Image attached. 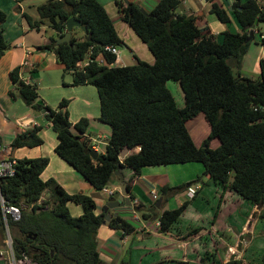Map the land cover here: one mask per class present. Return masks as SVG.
Instances as JSON below:
<instances>
[{
  "label": "trees",
  "instance_id": "obj_1",
  "mask_svg": "<svg viewBox=\"0 0 264 264\" xmlns=\"http://www.w3.org/2000/svg\"><path fill=\"white\" fill-rule=\"evenodd\" d=\"M207 1L221 22L234 18L241 30H226L222 39L202 31L196 15L178 12L183 0H159L150 12H143L134 1L115 0L124 20L155 56L154 63L137 58L131 65H117V55L106 49L121 47L125 42L99 0H47L38 6L37 18L25 13L31 28L40 30L48 24L53 29L46 47L53 49L64 70L72 73V84H91L98 89L99 119L112 127V133L105 152L96 159L89 153L94 149L93 142L86 136L90 119L72 123L68 99L56 108L39 101L38 85L21 77L22 66L11 71L15 85L12 94L45 112L59 139L56 153L96 189L106 188L111 177L124 168L139 174L144 166L201 162L205 176L257 205L260 218H264V59L258 78L241 75L229 63L230 58L240 60L248 51L255 38L248 41L251 30L264 22V0H234L231 10L215 0ZM73 16L87 26L90 39L83 32L80 37L74 33L71 42L57 44L56 39L65 33L66 23ZM6 21L7 13L0 8V59L10 48L4 35ZM78 29L74 27L73 31ZM259 39L264 46V33H259ZM89 54L93 61L80 68L78 63ZM101 58L105 63L99 61ZM169 80L180 83L183 107L169 89ZM201 113L210 126L205 146L195 143L187 126L188 120ZM41 130L36 124L18 133L11 147L42 145ZM214 138L220 141L216 148L210 145ZM137 147L138 152L122 156L126 148ZM10 158L17 164L14 175L0 177V232L6 230L2 195L22 211L19 221H9L15 259L36 264H106L98 248V230L106 213H97L95 198L83 192L69 193L53 177L44 180L41 175L49 165L48 157ZM200 180L201 176L191 183ZM130 185L129 181L132 193ZM185 187L165 185L161 195L167 200ZM157 201L136 204L141 219L158 220L159 230L170 232L189 201L162 213L158 212ZM69 203L80 205L82 214L74 216ZM108 225L123 235L137 228V223L120 215L112 217ZM225 264H264V256L258 263L235 259Z\"/></svg>",
  "mask_w": 264,
  "mask_h": 264
},
{
  "label": "crops",
  "instance_id": "obj_2",
  "mask_svg": "<svg viewBox=\"0 0 264 264\" xmlns=\"http://www.w3.org/2000/svg\"><path fill=\"white\" fill-rule=\"evenodd\" d=\"M99 1L113 18L118 34L131 52L127 58L118 47L116 64H135L137 58L154 63V54L139 36L141 40L136 37L137 33L124 20L115 0ZM128 1H134L150 12L159 0ZM215 1L231 10L234 0ZM22 3L17 0H0V8L7 13L4 35L10 44V48L0 59V135L3 141L0 146V159L11 156L17 159L48 157L49 165L41 175L44 180L53 177L69 193L83 192L93 196L97 202V213L104 212L106 215L110 213L113 217V213L118 212L120 216L137 223L136 230L126 235L108 225L111 219L99 228L98 248L106 264H225L235 259L260 262L264 256V218H260L259 207L229 187L205 176L203 174L205 166L201 162L144 166L139 174H135L132 168L122 170L125 179L131 183L133 194L130 193V197L134 195L131 200L151 205L162 198L158 207L159 213L177 208L185 201H189L179 222L170 232H161L158 220L143 221L139 211L132 207L123 206L105 211L111 191L115 193L121 188L120 176L116 173L106 188L96 189L85 176L56 153L55 148L59 142L57 134L48 119V131H44V124L40 120L41 117H46L45 112L34 109L22 97L12 94L15 85L11 79V71L15 67L22 66L21 77L35 83V78L40 75L38 71L52 74L50 84L38 86L39 101L56 108L63 99H70L68 104L70 121L75 123L82 118L90 119L86 136L92 140L95 150L99 153L105 152L112 127L99 119L101 102L98 89L91 84L73 85V77L69 80L64 79L61 85L60 75L55 70H64L65 66L59 62L54 50L48 51L46 47L51 42L54 31L51 28L52 32L48 37L47 25H43L40 30L31 28L25 13L33 18H37L38 15L29 13ZM178 12L196 15L200 29L218 35L219 39H222L226 30L231 32L241 30L234 18L228 23L221 22L216 14L211 12V4L207 0H183ZM252 30L255 38L246 54L240 60L237 57L230 58L229 63L241 75L258 78L262 72L261 60L264 59V46L259 41V33H264V22ZM82 32L78 29L73 31V34L80 37ZM26 60L30 64L23 66ZM35 72L37 74L34 75ZM202 116L204 117L203 114H199L188 120L187 126L194 119H202ZM36 124L42 127L41 135L44 139L42 145L11 147L18 133ZM139 150L140 147L129 149L128 153ZM200 176V181L191 183ZM165 185L186 187L164 200L161 188ZM193 185H199L200 188L197 194L190 198L187 189ZM154 191L158 193L157 199L154 198ZM68 206L74 216H79L83 212L82 207L76 203H69ZM194 229L198 230L191 233ZM221 249L224 250L223 256L219 253ZM213 253H217L218 260L208 258ZM21 263L36 264L24 260H21Z\"/></svg>",
  "mask_w": 264,
  "mask_h": 264
},
{
  "label": "rangeland",
  "instance_id": "obj_3",
  "mask_svg": "<svg viewBox=\"0 0 264 264\" xmlns=\"http://www.w3.org/2000/svg\"><path fill=\"white\" fill-rule=\"evenodd\" d=\"M47 0H24L22 1L23 5L27 8V11L29 13L38 15V6L45 3ZM262 23V22H261ZM47 25V29H48V37L50 36L52 29L48 24ZM80 31V30H79ZM80 33V32H79ZM136 37L138 38V35L135 34ZM140 39V38H138ZM141 40V39H140ZM120 50L122 51V53H125L126 57L128 58V55L131 54L129 48L125 45L119 47ZM56 73H58L60 75V82L62 85V82L64 79L69 80L72 79V73L66 70H55ZM37 74L36 72L34 73V75ZM38 74H40L39 76H37L36 79V83L38 84V86L40 87L42 86H46L48 84H50L51 80L53 79L52 74H48L46 71H43L42 73L38 71ZM167 85L169 87V89L172 91V93L174 94L177 103L179 106L183 107L185 105V99H184V94L181 88V85L178 81L176 80H169L167 82ZM70 100V99H68ZM202 115V114H200ZM203 117V116H202ZM40 120L43 122L44 127L43 130L44 131H48V127H47V117H41ZM188 127L190 128V132L193 136V138H195V143L198 146H205V140L208 138L209 134H210V126L207 122V120L203 117L198 118V119H194L191 122L188 123ZM210 145L212 148H216L219 145V139L214 138L210 141ZM202 164V163H201ZM11 233L12 230H11ZM9 237V233L7 232V228L5 230V233L0 232V248L1 249H8V240ZM219 253L221 256H223L224 254V250L221 249L219 250ZM217 253H213L210 255V257L208 256L209 259L214 260L216 258V260H218L219 258H217L216 256ZM12 256V255H10ZM6 257V255H5ZM207 258V259H208ZM6 262L12 263L13 259L11 258V260L9 258H2L0 257V264H6Z\"/></svg>",
  "mask_w": 264,
  "mask_h": 264
},
{
  "label": "built area",
  "instance_id": "obj_4",
  "mask_svg": "<svg viewBox=\"0 0 264 264\" xmlns=\"http://www.w3.org/2000/svg\"><path fill=\"white\" fill-rule=\"evenodd\" d=\"M106 49L112 53H115L117 56L119 55V51H118V47L116 46H106ZM91 61H93V58L89 56L83 60L80 61L78 63L80 68H84L86 65H88ZM99 61L105 63L104 58L99 59ZM30 62L28 60H26L24 62L23 66L29 65ZM26 82H31L30 79L25 80ZM93 148H94V144H93ZM17 164V161L14 159H11L10 157L8 158H2L0 159V177H4V176H11L15 174V165ZM199 185H193V186H189L187 189V193L188 196L190 198L194 197L198 190H199ZM111 193H113V191H111ZM154 194V198L157 199L158 198V193H156V191L153 192ZM1 202H2V206H3V212H4V217H5V222H6V228H7V232L9 233V237L7 240L8 243V249H1L0 248V257L2 258H9L11 260V258L13 259V262L11 264H20L21 260H16L15 256H14V252H13V239L9 230V221L13 220V221H19L21 219L22 216V211H21V207L13 204V203H9L8 200L1 195ZM133 205H136L138 203L137 200H132ZM160 225V221H158V226ZM6 255V257H5ZM12 255V256H10Z\"/></svg>",
  "mask_w": 264,
  "mask_h": 264
},
{
  "label": "water",
  "instance_id": "obj_5",
  "mask_svg": "<svg viewBox=\"0 0 264 264\" xmlns=\"http://www.w3.org/2000/svg\"><path fill=\"white\" fill-rule=\"evenodd\" d=\"M128 1V0H125ZM141 10L143 12H147L143 7H141ZM258 23V21L256 22ZM74 27H79L83 33L86 36V39H90V35H88V28L86 25H83L82 22L77 19L75 16L69 18V20L66 23V31L63 35L59 36L56 39V43L60 44L62 42H71L72 36H73V29ZM254 36V32L253 30H251L250 36L248 37V41L251 40ZM48 51H51V48H48ZM129 151V148H126L123 152H122V156H125ZM89 153L91 154V156L96 159L99 156V151L95 150V149H90ZM117 175L120 176L121 178V188L119 191L112 193L111 197L109 198V201L106 203L105 205V211H108L110 209H116L119 207H123V206H128V207H132L135 211H139V207L136 205H133L131 197H130V192H129V182L128 180L125 179V176L123 174L122 171H118ZM48 195H50V193H47ZM161 201L162 198H160L156 205L157 207H160L161 205ZM119 213L115 212L113 213V217L118 216ZM112 218V215L110 213H108L105 217L104 223H106L107 221H109Z\"/></svg>",
  "mask_w": 264,
  "mask_h": 264
}]
</instances>
